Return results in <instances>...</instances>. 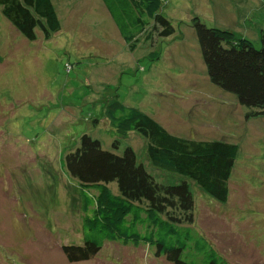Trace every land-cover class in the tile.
<instances>
[{"label":"rangeland","instance_id":"rangeland-1","mask_svg":"<svg viewBox=\"0 0 264 264\" xmlns=\"http://www.w3.org/2000/svg\"><path fill=\"white\" fill-rule=\"evenodd\" d=\"M161 1L173 35L156 37L148 21L133 51L102 0H50L60 31L49 40L37 27L26 40L0 7V264H172L146 245L105 241L78 263L61 251L82 236L80 198L63 167L81 135L117 154L130 147L159 184L182 181L149 163L141 135L111 128L105 112L115 101L178 138L238 147L226 202L187 181L194 219L185 226L228 264H264V116L246 118L234 95L210 83L192 28L198 18L258 49L264 0Z\"/></svg>","mask_w":264,"mask_h":264},{"label":"trees","instance_id":"trees-1","mask_svg":"<svg viewBox=\"0 0 264 264\" xmlns=\"http://www.w3.org/2000/svg\"><path fill=\"white\" fill-rule=\"evenodd\" d=\"M120 37L133 51L137 34L148 21L160 28L156 37L173 35L170 22L160 13L161 0H102ZM2 15L28 41L36 27L45 40L60 31L50 0H0ZM197 43L210 83L234 95L249 110L245 117L264 116V33L260 48L233 32L207 28L192 19ZM153 40L152 35L147 36ZM146 38V37H145ZM70 67L65 65V69ZM121 137L137 133L146 140V158L155 168L167 169L182 181L162 185L137 163L130 147L121 154L102 148L87 134L63 156V167L76 185L83 212L82 236L77 244L62 243L69 263L88 261L105 241L146 245L156 257L172 264H228L203 238L186 227L193 222V182L220 203L228 198V181L238 147L217 140H187L169 134L155 120L134 107L113 102L105 112ZM92 126L96 123L93 120ZM186 225V226H185ZM139 227L145 228L144 233ZM182 258L183 261L180 259Z\"/></svg>","mask_w":264,"mask_h":264}]
</instances>
